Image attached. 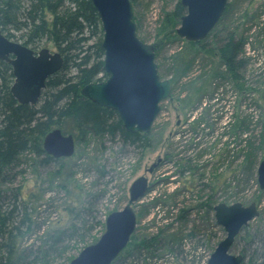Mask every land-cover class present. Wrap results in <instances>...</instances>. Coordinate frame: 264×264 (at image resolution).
Returning <instances> with one entry per match:
<instances>
[{"label":"rangeland","instance_id":"374dc122","mask_svg":"<svg viewBox=\"0 0 264 264\" xmlns=\"http://www.w3.org/2000/svg\"><path fill=\"white\" fill-rule=\"evenodd\" d=\"M133 1L137 34L143 42L157 48L159 74L162 79L171 80L172 76L166 75L165 69L180 51L189 49L188 41L181 39L176 31L180 41L169 42L171 39L167 38L170 15L175 4L181 0ZM234 1L229 0L228 3ZM243 2L241 12L233 16L231 24L234 29L248 22L244 28H250L246 33L250 44L244 53L247 65L242 71L245 93L223 82L221 92L217 95L219 100L203 99L192 112L190 98L198 99L201 94L208 98L213 94L210 91L205 93L206 90L193 93L201 86L200 82L195 85L196 81L200 80L207 86L210 83L207 73L212 66L204 64L207 56L202 54L190 77H184L172 96L161 104V112L150 132L151 144L148 148L126 144L119 135L88 136L76 140V152L71 158L45 163V156L35 152H27L19 157L18 162L6 173L7 181L4 184L0 182V188L12 191L20 188L24 196L29 193H37L36 196L45 194L40 202L35 200L32 230L19 243L21 252L28 255H25L22 264H69L84 248L99 241L106 231V218L125 208L130 199L132 183L142 176L148 177L150 190L134 206L138 218L137 239L155 235L167 226L185 229L186 239L183 254L179 257L180 263L206 264L213 248L226 235L223 228L216 225L214 213L207 215L201 208L213 193L208 187L213 182L216 184L213 185L216 187V203L231 205L239 202L249 206L255 202L260 214L264 215V190H260L258 183V168L264 160V8L260 10L263 11L260 20L253 22L244 16L249 9L250 18L264 4V0ZM213 42L212 36L202 44L212 49ZM43 48L58 52L53 42L44 41L37 51ZM181 68L182 65L179 70ZM230 96L233 97L231 105L228 103ZM220 101L223 102L216 105ZM210 104L216 105L212 110H218L217 121L209 119L214 125L206 131L207 138L200 130H197L196 137L193 123L208 116L206 113ZM237 119L245 120L248 124L245 125L248 129L243 132L247 137L232 139L233 128L230 125L239 122ZM56 128L74 135L75 139L78 136L70 120L65 122V127ZM199 142L201 145H197ZM250 142L257 148L252 157L255 163L253 171L250 168L246 170L244 165ZM159 159L161 165L153 173H147V169ZM186 162L191 164L193 172H182ZM50 190L54 192H48ZM156 199L166 202L171 209L151 208V213L145 215L148 206ZM73 208L74 213H70ZM167 212H170V219L165 216ZM75 215L77 220L73 221ZM73 222L80 229L78 234L64 238L56 249H51L49 256L40 253L48 250L50 245L48 241L47 244L44 242L45 232L62 226L67 228ZM250 225L254 241L251 257L254 255L253 250L256 253L261 251L264 223L255 219ZM193 229L197 237H187ZM247 245L241 239L232 247L231 253L241 254ZM129 255L130 252L122 255V260H126ZM142 256L138 255L136 259L145 262ZM33 259L38 261L33 262ZM166 260L173 262L172 258L167 257L163 264H167ZM248 261L247 258L245 263Z\"/></svg>","mask_w":264,"mask_h":264},{"label":"trees","instance_id":"16d2710c","mask_svg":"<svg viewBox=\"0 0 264 264\" xmlns=\"http://www.w3.org/2000/svg\"><path fill=\"white\" fill-rule=\"evenodd\" d=\"M131 2L134 8V1L131 0ZM243 5V0L228 3L222 18L209 36L200 42H187L189 49L178 52L177 58H173L174 61L171 60L168 69H165L166 75L172 76L174 91L184 77H190L189 75L202 54L207 56L206 59L204 58V64L212 66L207 73L210 83L207 86L200 80L196 81L195 85L200 82L201 86L196 88L193 93L206 90L205 93L210 91L213 94L206 98L200 93L198 99L190 98L189 107L192 112L194 111L192 109L202 103L203 99L219 100L217 95L221 92L223 82L234 86V88L237 87L239 91L246 92L242 71L247 65L244 53L250 44L249 38L246 36L250 28L247 30L244 28V26L247 27L248 22L242 23L234 29L231 24V19L241 12ZM262 8H264V4H261L259 10L257 9L250 18L248 16L249 9H247L244 16L246 15L249 21L260 20L263 15V11H260ZM186 13L187 9L178 1L168 21L167 32L169 34L167 38L171 39L169 42L180 41L175 31L177 33L182 17ZM134 21H136L135 15ZM239 21H242V17L239 18ZM0 29L9 39L21 42L35 51L41 47L44 41L53 42L65 60L62 69L48 79L41 101L35 106L20 104L15 99L11 93V87L15 81L13 68L8 62L0 61V182L2 184L7 181L6 173L18 162L19 157L27 152L44 155L45 163L56 161L44 152L43 140L54 127H65V122L69 120L72 121L78 132L77 141L88 136L109 135L114 137L119 135L126 144L138 148L149 147L151 144L150 133L128 132L117 112L101 107L82 95L84 86L104 81L107 78L104 70L102 24L98 12L90 0H0ZM236 29L241 30L238 32ZM212 36L214 39L213 48H205L202 43L207 42ZM155 53L157 59L159 51L156 47ZM232 99L233 97L230 96L228 101L230 105ZM216 105L210 104L206 113L208 116H203L193 123L194 136L197 137V130L206 134V131L214 125L209 122V119L217 121L218 110H212ZM237 120L239 122L235 121V125L230 126L236 132L241 130V133L237 134V137L241 138L243 132L248 128L245 127V120ZM207 137L208 134H206ZM191 138L193 137L191 136ZM197 145H201V142ZM248 149L250 150L246 154L244 165L246 170L250 168L253 171L255 163L252 157L257 148L250 142ZM183 166L185 169L182 172L194 171L188 162ZM213 185H216L215 182ZM213 185L208 186L213 193L202 205L203 207L200 206L207 215L214 213V206L218 204L215 196L216 187ZM48 192H54V190ZM36 194L29 193L24 196L20 188L13 189V191L0 188V264H22L24 257L28 256L21 252L19 243L32 230V214L36 210L35 200L40 202L41 197L44 198L45 195L36 196ZM158 207H162L164 210L171 209V206L166 202L156 199L148 206L145 215L151 213V208ZM74 209H70L69 212L74 213ZM184 213L187 211L184 210ZM169 215L170 212H167L165 215L167 219L171 218ZM76 217L77 215L73 221L77 220ZM257 219L264 223V215L260 214ZM250 229L251 225L242 230L234 246L239 240L244 239L248 245L241 251L244 256L243 264H264V243L261 251L256 253L253 250L254 255L250 257L254 244ZM79 230L77 224L73 222L67 228L62 226L51 230L52 232H45L43 234L44 242L47 244L48 241L50 245L48 250L40 251V253L43 252L44 256H49L51 249H56L57 245L65 240L64 238L68 239V237L78 234ZM136 231H138L137 228ZM136 231L128 246L113 264H133L134 262L135 264H163V260L167 257L173 259V262L170 263L166 260L167 264H189L185 261L180 263L179 259L183 254L186 239L185 229L167 226L166 229L155 235L138 239ZM188 236L197 237L195 229ZM213 249L215 250V248ZM127 252H130L128 260H122V255ZM142 254L145 262L136 259L138 255L140 257ZM247 258L249 261L245 263ZM36 261L38 260L33 259V262Z\"/></svg>","mask_w":264,"mask_h":264},{"label":"water","instance_id":"95a60500","mask_svg":"<svg viewBox=\"0 0 264 264\" xmlns=\"http://www.w3.org/2000/svg\"><path fill=\"white\" fill-rule=\"evenodd\" d=\"M90 1L102 24L107 78L84 86L82 95L117 112L128 132L148 134L161 112V104L172 96L173 83L159 74L155 46L139 38L131 0ZM228 1L181 0L187 13L177 29L178 36L188 42L205 40L222 18ZM0 61L8 62L13 68L15 81L11 93L15 99L20 104L35 106L41 101L48 79L62 69L65 60L60 52L48 48L35 51L11 40L0 29ZM43 150L54 159L71 158L76 152V139L56 128L45 136ZM160 162L161 159L147 173H153ZM258 183L260 190H264V160L258 168ZM149 190L148 177L135 180L125 208L111 213L99 241L84 248L69 264H113L138 226L134 206ZM214 216L226 235L207 264H243L244 256L232 254L231 249L242 230L260 216L257 204L221 202L214 206Z\"/></svg>","mask_w":264,"mask_h":264},{"label":"flooded vegetation","instance_id":"af4514ba","mask_svg":"<svg viewBox=\"0 0 264 264\" xmlns=\"http://www.w3.org/2000/svg\"><path fill=\"white\" fill-rule=\"evenodd\" d=\"M222 102H223V101H220V102H218V103L221 104ZM223 113H224V112H223ZM232 124H233V123H232ZM232 124H231V126L235 125V123H234L233 125H232ZM240 133H241V130H239V132H236L235 129H233V132H232V139L237 138V136H238L237 134H240ZM243 136L247 137V134H243ZM76 143H77V141H76ZM53 159H54V158H53ZM62 159H63V158H62ZM54 160H59V159H54ZM160 165H161V162L158 164V167H159ZM158 167H157V168H158ZM157 168H156V169H157ZM156 169H155V170H156ZM189 172H191V171H189ZM209 187H210V186H209ZM257 206H258V205H257ZM258 210H259V209H258ZM217 225H218V224H217ZM223 230H224V229H223Z\"/></svg>","mask_w":264,"mask_h":264}]
</instances>
